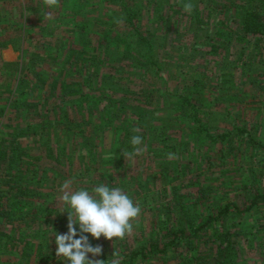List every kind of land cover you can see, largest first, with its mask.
Returning a JSON list of instances; mask_svg holds the SVG:
<instances>
[{"label": "rangeland", "instance_id": "obj_1", "mask_svg": "<svg viewBox=\"0 0 264 264\" xmlns=\"http://www.w3.org/2000/svg\"><path fill=\"white\" fill-rule=\"evenodd\" d=\"M250 11L264 25V0L0 1V264H69L51 236L67 232L66 180L141 208L123 240L85 233L102 248L90 259L134 264L183 204L189 232L217 218L204 248L227 207L234 264H264V202L245 209L264 191V32L243 30ZM134 135L145 151L129 159Z\"/></svg>", "mask_w": 264, "mask_h": 264}, {"label": "clouds", "instance_id": "obj_2", "mask_svg": "<svg viewBox=\"0 0 264 264\" xmlns=\"http://www.w3.org/2000/svg\"><path fill=\"white\" fill-rule=\"evenodd\" d=\"M47 9H55L59 5V0H42ZM183 9L187 13L193 10V4L187 2L183 4ZM48 19H52L51 11L45 13ZM133 131L138 132V128ZM133 151L125 153L132 159L141 155L145 149L141 147L143 141L139 135H134L130 140ZM169 159H174L173 154L168 155ZM60 201L67 205L70 211L67 212L68 224L67 232L64 234L52 232L55 243V255L59 260H67L69 264H104V260L90 259L99 256L102 248L99 245L92 246L88 236L91 234L94 239L103 236L107 240H123L133 233V222L137 221L141 213L138 203H135L130 196L119 187L110 188L105 184H100L89 192L85 189H72V182L66 180L61 188ZM75 225H78V232ZM110 264H120L122 257L118 252L112 253Z\"/></svg>", "mask_w": 264, "mask_h": 264}, {"label": "trees", "instance_id": "obj_3", "mask_svg": "<svg viewBox=\"0 0 264 264\" xmlns=\"http://www.w3.org/2000/svg\"><path fill=\"white\" fill-rule=\"evenodd\" d=\"M1 1V0H0ZM8 1V0H5ZM12 1V0H9ZM257 17V13L250 11L247 13L246 17L243 19V30L247 33H263L264 25L263 24H255L252 20ZM185 99V98H184ZM186 100V99H185ZM243 188L246 186L243 184ZM249 194V192H247ZM249 198H247L248 200ZM264 202V191L255 194L253 198H250V201H246L245 209L248 211L249 209L255 207L256 203ZM183 204L176 207V214L179 217L176 219V226L173 228H168L167 235L169 238L162 242L161 238L147 241L149 244V252L144 253V244L138 249L140 251L137 262L134 264H143L149 259L146 256H155L160 254H168L170 259H173L174 264H183L187 263L186 258L190 256L192 260V264H234V256L236 251V238L235 235L231 234L228 229L224 228V220L228 215L229 211L227 207H224L220 214V228L219 233L215 234L213 237V245L208 246V248H204V241L202 237V230H205L207 226H209L212 222L217 221V218L214 215L208 214L206 219L201 224L194 226L191 223H188L192 232L187 231V227L185 224L187 222H183L180 214L184 212ZM171 243L170 246H168ZM160 246H162L160 248ZM182 248L179 253L177 250ZM137 250V249H136ZM136 253V252H135ZM104 260V264H110L109 259ZM175 260H177L175 262ZM123 263V262H122Z\"/></svg>", "mask_w": 264, "mask_h": 264}]
</instances>
